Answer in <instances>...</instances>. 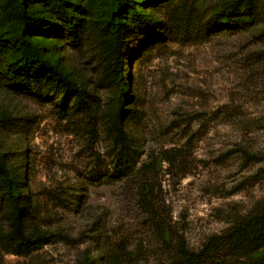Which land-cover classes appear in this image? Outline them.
<instances>
[{"label": "rangeland", "instance_id": "374dc122", "mask_svg": "<svg viewBox=\"0 0 264 264\" xmlns=\"http://www.w3.org/2000/svg\"><path fill=\"white\" fill-rule=\"evenodd\" d=\"M0 162V264L197 250L264 207V0H0Z\"/></svg>", "mask_w": 264, "mask_h": 264}, {"label": "trees", "instance_id": "16d2710c", "mask_svg": "<svg viewBox=\"0 0 264 264\" xmlns=\"http://www.w3.org/2000/svg\"><path fill=\"white\" fill-rule=\"evenodd\" d=\"M121 8L120 4L116 7ZM248 15V14H245ZM227 25L231 23L233 26L239 23H248V20L243 18H233L229 16L226 19ZM23 55L32 61L38 71L50 72L54 82L52 86L55 90L60 89L61 93H67L70 90H75L74 84L65 78H60L50 63L43 60L37 50L26 41H23ZM115 57V56H114ZM112 70L115 72L113 82L117 89L122 90L124 82L117 74V65L113 63ZM50 75V74H48ZM38 76L34 81L38 80ZM118 115V112L116 113ZM115 115V116H116ZM113 125L120 133L117 126V120H113ZM128 163L120 156L116 158L114 170L116 173H126ZM0 192L11 204L13 214L12 225L17 232V237L21 241L20 244L27 246L33 241L26 240L21 233L19 227V208L17 207V196H13L11 192V180L4 170L3 164L0 162ZM174 256L172 264H264V207L260 211L246 215L227 229L208 236L197 250L188 249L183 240H178L175 243Z\"/></svg>", "mask_w": 264, "mask_h": 264}]
</instances>
